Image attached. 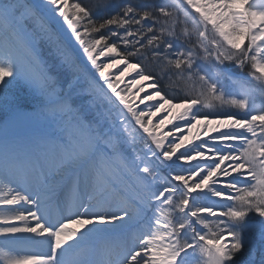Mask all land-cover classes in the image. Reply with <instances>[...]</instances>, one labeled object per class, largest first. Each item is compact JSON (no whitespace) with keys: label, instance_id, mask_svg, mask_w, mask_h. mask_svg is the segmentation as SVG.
Masks as SVG:
<instances>
[{"label":"snow or ice","instance_id":"1","mask_svg":"<svg viewBox=\"0 0 264 264\" xmlns=\"http://www.w3.org/2000/svg\"><path fill=\"white\" fill-rule=\"evenodd\" d=\"M0 184V264H264V0H0Z\"/></svg>","mask_w":264,"mask_h":264},{"label":"bare ground","instance_id":"2","mask_svg":"<svg viewBox=\"0 0 264 264\" xmlns=\"http://www.w3.org/2000/svg\"><path fill=\"white\" fill-rule=\"evenodd\" d=\"M121 67H123V66H121ZM111 70L114 71L115 69H110L109 71H111ZM134 76H135V72L130 70L129 75L126 76V81H127L128 79H132ZM147 83H148V82H142V86H145V91L142 92V93H140V96H141V97H143L146 93L152 91L151 89H149V88L146 87ZM135 103H136V104H139V100L137 99V101H136ZM149 103H150V102L145 101V104H149ZM141 105L145 107V105H143V104H141ZM165 115H166V113H159V114H157V116H155V117L161 119V118L164 117ZM170 126H171V125H170ZM168 131H169V130H168ZM180 134H182V133H180ZM7 191H8V187H7L6 185H4V184H0V197L6 195V194H7ZM0 210H3V209H0ZM117 251H118V250L113 249V251H112V253H111V258H113V259L115 258L116 254H117ZM102 258H109V257H108V256H105V257H102Z\"/></svg>","mask_w":264,"mask_h":264},{"label":"rangeland","instance_id":"3","mask_svg":"<svg viewBox=\"0 0 264 264\" xmlns=\"http://www.w3.org/2000/svg\"><path fill=\"white\" fill-rule=\"evenodd\" d=\"M69 4H70V1H69ZM100 60L101 61H103V62H109L108 61V59L106 58V57H101L100 58ZM119 69H115L114 71L113 70H111L110 72H116V71H118ZM125 80H126V77H125ZM131 79H128L127 81H130ZM120 87H124V84L122 83L121 85H120ZM178 88H183V89H188V88H193V87H197V85H196V83L193 81V82H188V83H182V84H180V85H178L177 86ZM135 88H136V86H134L133 87V91H135ZM135 99V98H134ZM137 101V99H135V102ZM257 103H260V98L259 97H257ZM139 107L140 108H144V106H142L141 104H139ZM225 111H235L234 109H224ZM163 118V117H162ZM153 119V123H157L158 121H159V119L160 118H156V117H153L152 118ZM177 122H179V121H174L173 123H177ZM171 128H172V125L170 126V125H165L164 127H163V131H168V130H171ZM186 129L182 132V134L181 135H183V134H186Z\"/></svg>","mask_w":264,"mask_h":264},{"label":"trees","instance_id":"4","mask_svg":"<svg viewBox=\"0 0 264 264\" xmlns=\"http://www.w3.org/2000/svg\"><path fill=\"white\" fill-rule=\"evenodd\" d=\"M70 4L74 3V2H79V0H69ZM85 3H95L96 0H84Z\"/></svg>","mask_w":264,"mask_h":264}]
</instances>
